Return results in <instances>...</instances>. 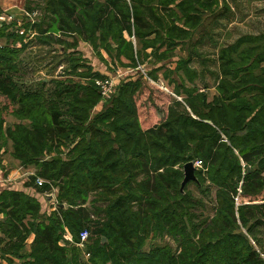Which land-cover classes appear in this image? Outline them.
I'll return each instance as SVG.
<instances>
[{
  "label": "trees",
  "instance_id": "trees-1",
  "mask_svg": "<svg viewBox=\"0 0 264 264\" xmlns=\"http://www.w3.org/2000/svg\"><path fill=\"white\" fill-rule=\"evenodd\" d=\"M218 7V0H25L21 23L1 24L0 40L10 43L0 45V148L9 141L11 157L35 169L25 187L57 193L47 214L23 192H0V264H264V33L218 50L211 101L181 85L183 76L191 84L196 77L190 54L163 73L180 78V101L139 75L122 79L98 113L95 81L103 76L77 50L85 43L99 58L102 49L114 64L136 68L150 49L151 77ZM31 34L63 49L62 77L78 82L54 80L48 93L43 81L37 91L22 88L15 77ZM8 117L15 122L4 128ZM196 160L202 168L193 184L216 188L211 217L197 216L189 183L180 190L183 165ZM82 230L90 237L81 250ZM65 231L72 242L63 244Z\"/></svg>",
  "mask_w": 264,
  "mask_h": 264
},
{
  "label": "rangeland",
  "instance_id": "rangeland-1",
  "mask_svg": "<svg viewBox=\"0 0 264 264\" xmlns=\"http://www.w3.org/2000/svg\"><path fill=\"white\" fill-rule=\"evenodd\" d=\"M219 7L218 11H216L215 16L211 13H203L202 14V22L193 33L192 38L189 42L182 43L178 47L173 50V59L171 61H165L161 63H157L155 67L163 65L161 71L157 72V74H152V78L156 77L151 80L150 75L147 73V77L144 78V81L148 83V85L154 83L157 85L156 87L160 88L163 91H166L170 96L177 101H180L182 96H175V87L180 85V78L176 74H170L168 77H165L164 70L166 72L172 71L175 68L176 60L181 58H186L188 55H192L194 57L192 63L189 65V68L196 72V77L194 82L191 84L186 80V76H183L184 82L181 84L184 88H197L201 92L206 94L207 100L211 101L212 97L216 96V83H217V76L218 70L217 66L218 63L216 62L218 50L222 47L232 44L237 38L245 36V35H258L264 32V0H218ZM43 3V2H39ZM16 8H11L9 11L5 10L2 13L6 24L11 21L10 13L13 15L14 19L18 23H21L23 16L25 15V11L23 9V5H16ZM37 13H34L31 16L32 20H35ZM217 15V18H216ZM221 16V17H219ZM10 31V30H9ZM18 31V29H17ZM21 29H19V32ZM18 32V33H19ZM217 36L218 38H215ZM33 34L24 40V42L30 41V44L26 48V50L19 56V74L15 77L19 80L20 83L23 85L22 88L25 90L37 91L41 88L40 82L43 81L45 83V87L43 88L45 92L53 91V81L60 80L58 77L64 72L67 68V55L65 52L62 51L63 49L59 48L55 45H47V44H39L32 39ZM127 41H131L134 50H137L138 44H136V40L134 38L124 37ZM202 40L200 44L196 47L192 45L196 43L198 40ZM68 42H71V39H66ZM10 40L7 38H2L0 40V45L4 46L9 44ZM191 45V46H190ZM19 47V44H17ZM192 47V48H191ZM164 49V48H163ZM162 49V50H163ZM58 50V51H57ZM81 60H85L87 64L92 67V71L96 75L103 76V79L96 78V81H106L113 82V86L115 87L114 91L112 90V94L108 95V98L105 101H102V107L94 110V113H98L105 108V103L109 100V96L115 95L116 92V82H114L113 78L105 75H101L98 70L104 69L106 71H113L121 74L120 81L125 79L126 81L132 80L135 81L136 78L141 75L139 70L142 72H148L151 70L152 63L155 62V57L152 54L147 53L148 57L146 59L142 58L138 59L136 63V67L139 68L138 72L131 73L132 71L129 68H123L120 65L112 62L111 58L105 53L102 49H99L101 57H97L93 52L92 48L88 44L79 43L77 48ZM161 50V51H162ZM151 52V51H150ZM103 55V56H102ZM142 57V56H141ZM79 58V57H78ZM124 63L129 64L128 62L124 61ZM141 63V64H139ZM159 64V65H158ZM137 68V69H138ZM145 70V71H144ZM79 72H83V70H78ZM98 71V72H96ZM140 73V74H138ZM70 77V76H69ZM67 76V79H74L78 82V77H70ZM165 77V78H164ZM186 77V78H185ZM147 78L149 80H147ZM17 80V81H18ZM164 80V81H163ZM119 81V82H120ZM18 82V83H19ZM82 84L86 83L85 79L81 80ZM174 83V84H171ZM153 85V84H152ZM153 85V86H154ZM149 90L152 91V87L149 86ZM146 100V97L145 99ZM145 102V101H143ZM168 103V102H167ZM6 104L4 98L0 96V109L2 106ZM159 106V105H158ZM142 110V108H141ZM153 123H157L155 115L152 114ZM4 128L8 126H12L14 124V119L12 117H8L5 119ZM3 128V129H4ZM64 152V151H63ZM35 171H33V174ZM186 191H189L192 195L194 201L200 202V206L195 208V212L197 216L200 218L201 215L203 217H211L214 214L215 203H214V196L216 188L212 185L206 183L202 189H197L196 186L191 182L185 187ZM56 190L51 191L48 195L54 198L56 197ZM92 198V195L89 199ZM44 203V199H42ZM56 201V199H55ZM56 203V202H55ZM64 238L62 243H70L72 242V235H70L67 231L64 232ZM242 233H245L242 231ZM261 240H264V229L262 232L259 233ZM166 242L171 241L170 238L164 239ZM253 244V243H252ZM254 245V244H253ZM78 246V245H76ZM79 247V246H78ZM85 246L79 247L81 250L85 249ZM147 249V248H145ZM85 259L87 256L84 257Z\"/></svg>",
  "mask_w": 264,
  "mask_h": 264
},
{
  "label": "crops",
  "instance_id": "crops-1",
  "mask_svg": "<svg viewBox=\"0 0 264 264\" xmlns=\"http://www.w3.org/2000/svg\"><path fill=\"white\" fill-rule=\"evenodd\" d=\"M25 0H0V10L2 11V13L5 12V10H10L11 8H16L15 6L20 4L23 5ZM10 19H14L13 15L10 13ZM264 32L260 33L263 34ZM215 38H218L217 36H215ZM85 44V43H83ZM231 44V43H230ZM150 49L146 50L147 53H150ZM161 51V50H160ZM103 56V55H102ZM173 59V58H172ZM172 59H171V63H172ZM123 64L124 63V59L121 60ZM177 61V60H176ZM128 62V61H126ZM116 65V64H114ZM131 68L129 70H131V73L136 74L135 72H138L139 68ZM99 73L101 75H105L108 76L107 78L111 77L113 78L114 82L117 81L116 86L120 83V78H121V74L115 72L112 73L110 71H106L104 69H100L98 70ZM96 71V72H98ZM145 71V70H144ZM139 72L141 73L142 76L147 77V72H142L141 70H139ZM138 73V74H140ZM66 79L67 76H63L62 74L60 75V77H58V79ZM147 80H149L147 78ZM164 81V80H163ZM154 85V83H152ZM157 86V85H155ZM101 102V101H100ZM95 107V109H98L102 107V103H100ZM11 143L8 141L7 144L4 147L0 148V192L4 191V190H13V191H20L25 193L26 195H29L30 197L36 199L40 205H41V213H49L50 211H53L55 209V198L53 200V202H48V200H46V197L48 194H38L36 192L35 189H33L32 187H25V184H28L29 182V178L33 175V171H35V169L33 167H22L19 162L17 160H14L10 153H11ZM44 199V203L42 202ZM2 219V215H0V220ZM33 240V236H29L27 241L25 242V250L28 251L30 248V245L32 243ZM1 262V261H0ZM3 264H5L4 262H2Z\"/></svg>",
  "mask_w": 264,
  "mask_h": 264
},
{
  "label": "built area",
  "instance_id": "built-area-1",
  "mask_svg": "<svg viewBox=\"0 0 264 264\" xmlns=\"http://www.w3.org/2000/svg\"><path fill=\"white\" fill-rule=\"evenodd\" d=\"M2 23H6L4 17L2 16V14L0 15V26ZM20 35L23 34V30H21L19 32ZM32 35V34H31ZM30 35V36H31ZM95 85L98 87L99 89V93H100V96H101V102L102 101H105L107 98H108V95L112 92V90L114 91L115 87L113 86V82H109L108 80L106 81H95ZM111 96H109L110 98ZM193 166L195 169H201L202 168V163L198 160L194 161L193 162ZM44 183V181L40 178H37L35 180V184L37 186H41L42 184ZM89 237H90V234L87 230H82L79 232L78 234V238H79V243L77 244L79 247L83 246L85 243L88 242L89 240ZM87 256V255H86Z\"/></svg>",
  "mask_w": 264,
  "mask_h": 264
},
{
  "label": "water",
  "instance_id": "water-1",
  "mask_svg": "<svg viewBox=\"0 0 264 264\" xmlns=\"http://www.w3.org/2000/svg\"><path fill=\"white\" fill-rule=\"evenodd\" d=\"M182 172H183V180H182L181 185H180L181 191H183L186 184H188L190 182L197 183V178L195 176V168H194L192 162H188V163L184 164L182 167ZM45 197H46V200H48V202H53V197H51L50 195H47ZM56 207L64 208L63 205H57ZM105 241H106L105 238H102L101 244H104Z\"/></svg>",
  "mask_w": 264,
  "mask_h": 264
}]
</instances>
